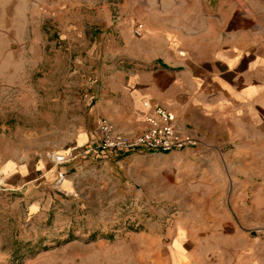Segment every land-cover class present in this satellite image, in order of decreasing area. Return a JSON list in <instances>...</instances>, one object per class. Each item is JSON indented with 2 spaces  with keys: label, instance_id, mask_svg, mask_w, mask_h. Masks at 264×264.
<instances>
[{
  "label": "rangeland",
  "instance_id": "rangeland-1",
  "mask_svg": "<svg viewBox=\"0 0 264 264\" xmlns=\"http://www.w3.org/2000/svg\"><path fill=\"white\" fill-rule=\"evenodd\" d=\"M151 20L199 21L202 145L39 178L93 90L165 58ZM0 264H264V0H0Z\"/></svg>",
  "mask_w": 264,
  "mask_h": 264
},
{
  "label": "crops",
  "instance_id": "crops-1",
  "mask_svg": "<svg viewBox=\"0 0 264 264\" xmlns=\"http://www.w3.org/2000/svg\"><path fill=\"white\" fill-rule=\"evenodd\" d=\"M196 23L195 29L186 26L176 33L167 31L161 21H149L146 24L150 30L148 39L156 43L153 44L155 45L154 49L159 47L158 41L163 42V46L167 50L165 58L157 56L153 59L155 60L153 64L139 65L142 69L140 74H125L122 81L117 83L115 96L106 95L107 90L101 95L97 94L98 91L95 94L93 90L92 93L96 98L90 107L87 105V108L84 109L83 118H86V124L78 129L74 125L72 144L67 148V151L63 152V155L70 156L68 161L71 160V162L66 166H59V162L55 159H50L49 163L51 164L49 165H46L48 164L47 160H39L36 169L39 173L42 168L39 178L43 179L48 176L55 178L61 175L64 179L66 173L84 161L80 155V157L76 156L78 154L75 150L78 147L87 145L94 147L96 150L89 154L86 161L97 162L100 160L99 162H102L104 160L102 156L107 151L97 148L99 143L97 140L100 139L97 121L100 118H107L121 132L140 133L145 127L146 102L169 109L175 114L181 127L187 130L188 127L185 124L191 125L193 127L191 130L199 133V21L197 20ZM140 54L144 55L145 53ZM212 55L214 56L215 53L212 52ZM193 88L195 89L191 90ZM111 90L114 89L111 88ZM111 108H116V112H112ZM182 121L185 123L184 125ZM76 169L78 168L76 167ZM32 179L33 175L29 177L26 175V180Z\"/></svg>",
  "mask_w": 264,
  "mask_h": 264
},
{
  "label": "built area",
  "instance_id": "built-area-1",
  "mask_svg": "<svg viewBox=\"0 0 264 264\" xmlns=\"http://www.w3.org/2000/svg\"><path fill=\"white\" fill-rule=\"evenodd\" d=\"M146 26L137 22L133 33L142 37ZM147 109L144 115L145 127L140 133L127 134L116 129L107 118L97 121V129L100 133L97 148L102 151L126 154L133 152H159L170 153L185 148L202 145L203 139L200 133L186 130L181 127L175 114L169 109L145 103ZM94 147H86L83 153L94 151ZM60 159H64L63 155Z\"/></svg>",
  "mask_w": 264,
  "mask_h": 264
}]
</instances>
